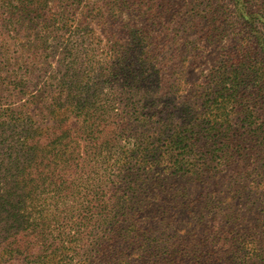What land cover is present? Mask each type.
<instances>
[{"label":"trees","instance_id":"1","mask_svg":"<svg viewBox=\"0 0 264 264\" xmlns=\"http://www.w3.org/2000/svg\"><path fill=\"white\" fill-rule=\"evenodd\" d=\"M108 1L112 25L129 32L119 48L110 40L109 58L96 62L115 84L88 100L80 93L69 101L65 81L74 69L87 71L91 61L67 38L58 52L67 96L63 100L59 90V98L35 104L20 98L26 94L22 82L1 78L4 69L14 72L6 56L16 31L31 32L35 18L42 19L50 33L33 37L43 46L58 32L78 37L89 22L73 20L76 0H0V264H93L98 256L101 264H264V229L243 231L237 224L235 183L227 184L230 197L209 194L201 202L197 222L217 224L197 243L150 241L165 216L150 230L144 226L151 219L140 217L162 193L186 201L184 190L166 188L171 180H216L246 150L264 166V0L183 3L190 17L184 29L194 36L187 42L190 53L201 40L218 45L212 66L200 73L203 81L189 92L175 81L162 84L152 62L158 53L153 35L119 19L129 0ZM148 78L160 83L140 84ZM194 204L183 210L192 213ZM84 233L91 236L88 248L75 252ZM68 252L76 257L67 260Z\"/></svg>","mask_w":264,"mask_h":264},{"label":"rangeland","instance_id":"2","mask_svg":"<svg viewBox=\"0 0 264 264\" xmlns=\"http://www.w3.org/2000/svg\"><path fill=\"white\" fill-rule=\"evenodd\" d=\"M147 1L149 0H129L130 8L119 19L124 21L129 20L131 21V24L129 23L130 26L133 23L134 25L137 24L148 30L150 35H153L158 53H156L157 57L155 56L152 62L157 68L156 72L163 74L164 82L162 84H173L175 81L176 84H181L184 92H189L193 84L203 81L200 73L206 74L212 66L211 54L218 45L213 44V46H208L201 40L198 43L199 49L197 52L193 51L191 54L187 42L189 44L193 41L194 36L188 33V29H184V26L186 28L187 22L190 19L187 12L188 7L183 4L186 0L176 2L177 6L164 7L162 0H153L156 2V5H152V2ZM108 3H110L108 0H105L104 3L103 1L90 0L85 4V6L89 4V8L92 11L88 14V8L82 7L83 0H76V5L71 7V11L76 14L73 20L89 22L83 27L84 32H77L79 34L78 37L76 36V32L72 38L68 37L65 32H58L51 35L52 38L49 39L48 44L38 46V42L34 41L33 34L40 32V30L50 33L48 25L46 27L42 19L38 20L35 18V24L31 28L33 30L31 32L30 30H26L27 33H25L22 28H18L14 35V46L11 47V53L6 56V59L13 64L12 68L14 72L12 75H9L6 69H4V75L1 77L3 83L16 84L22 82L21 84L25 85L26 94L20 95V98L31 103L39 104L51 101L52 98H59L57 96V91L59 90L63 93L64 100V95L66 94L65 91H62L64 87H61L62 69L58 64L61 55L59 56L58 52L63 46L62 42L68 38L70 48H80V56L83 50H85L88 57H84V59L87 58L91 61V65L87 71H82L80 68L77 71L74 69L70 74V78H67L69 80L65 81L66 84H71V96L73 98L66 95L69 101L73 102L77 100L80 93L85 100H88L94 94L106 92L109 84L115 83H113L110 77L107 78V76L102 75L103 73L97 68L96 62L99 59L109 58V54L111 53L109 47L112 44H116L119 48L129 38V32L121 30L118 23H113L112 25L111 18H109L111 6ZM98 6L100 8L95 10V7ZM166 7H168L166 11H161L162 8ZM179 12H182V20H180L181 14ZM81 13L86 15H81ZM33 17L35 16L33 15ZM179 22H182L181 26L177 27L176 25ZM97 24L99 25L98 27L96 26ZM202 26L203 23H199V29ZM176 31H179V34ZM76 38L78 39L75 42ZM110 40H112V44L109 42ZM0 62L4 63L3 59H0ZM136 67L137 65L134 69ZM13 78L17 80L15 83ZM152 79L148 78L147 81H143L140 84L160 83H154ZM82 87L83 90L80 91ZM85 90H88V93ZM63 100L61 101L64 102ZM246 152L247 155L244 158H239L233 165L227 167L216 180L206 178L203 180V183H195L188 178H181L169 181L166 188L184 190L187 194L186 201L181 197L171 198L169 197L170 194L166 195L158 188H154L153 190L157 193H162L161 199L153 208H149L141 214L140 217L142 219H151L145 222L144 229L150 230L152 225L159 226L163 215L165 218H163L164 226H159L160 230L155 235H148L150 241L152 239L154 241L156 239L170 240V238H173L171 242L180 241L184 244H194L198 240H203V235L211 232L209 226L216 225L217 222L208 223V225H206V221L197 222L198 218L201 217L200 214L203 212L201 202L209 194L221 197L222 199L227 196L230 197L228 195L229 188H226L228 183L230 185L235 183L232 186H236L235 190H238V194L235 195L232 204L239 216L237 220L239 228L243 231L246 229L247 231L263 230L264 166L257 160L253 151L246 150ZM191 201H195V204L192 206V213L184 211L183 207L187 206ZM70 216L67 215L66 217L69 218ZM90 238V234L88 237L85 235V241L83 244H77L75 252L81 253L83 248H88L87 245L90 242ZM78 246H81V249ZM71 255L75 256L72 252L67 253V260ZM15 262V260H12V263ZM16 264L22 263L17 262ZM93 264H101L99 256L94 260Z\"/></svg>","mask_w":264,"mask_h":264}]
</instances>
